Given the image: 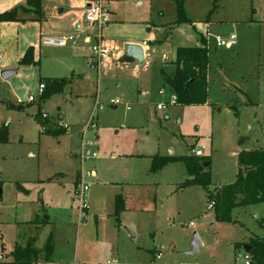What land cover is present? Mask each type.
<instances>
[{
  "label": "rangeland",
  "instance_id": "obj_1",
  "mask_svg": "<svg viewBox=\"0 0 264 264\" xmlns=\"http://www.w3.org/2000/svg\"><path fill=\"white\" fill-rule=\"evenodd\" d=\"M143 3L153 10L155 22L171 24L177 18L171 0ZM118 4L121 8L128 2ZM183 6L191 21L173 23L178 25L177 31L192 28L191 23L204 31L206 18L211 21L206 104L172 101L174 94L164 83L162 70L170 74L174 66L162 63L163 52L159 51L148 52V64L136 61L127 69L112 70L114 77L108 76L106 83L103 71L98 76L93 70V80L72 81L47 97L38 95L39 64L33 69L17 63L18 72L7 78L0 73V129L5 128L8 137L0 143V253L3 249L6 258L17 232L25 236L35 233L27 220L36 213L47 218L39 223L35 244L41 246L52 233V264H98L107 259L119 264H244L246 253L241 245L252 236L264 237V227L259 225L264 202L234 207L231 221H218L214 210L206 209L209 193L234 180L237 150L264 148V0H183ZM253 6L259 8L257 15H252ZM156 8L163 15L155 13ZM145 15L134 14L135 18L126 21H141L136 19ZM133 24L116 27L115 37L135 36L140 27ZM231 33L235 35L233 44L215 46L214 35L227 39ZM155 35L152 31L145 41L152 45ZM77 43L85 50L81 36ZM94 44L93 37L88 47ZM47 48L53 47L45 46L41 52L43 71L62 73L51 55L63 52ZM84 50L80 53L88 58L91 52ZM75 60L83 71L89 68L85 60ZM134 65H138V74L132 76ZM117 78L132 87V94L116 93ZM92 82L93 103L96 96L104 106L98 111L97 141L95 131L83 130L92 107L86 94L91 90L85 85L92 86ZM29 94L34 101L18 107L17 98L25 101ZM76 94L82 97L76 98ZM113 99L128 102L130 110L121 104L111 107ZM159 103L164 104L162 110L156 109ZM41 113L47 118L43 126L37 122ZM58 118L62 126L57 124ZM67 127L68 133L52 132ZM89 140L94 150L100 146L96 157L84 152L90 147ZM192 147L200 148L202 157L210 162L207 189L185 184L191 176L182 162H170L152 172L151 160L133 155H187L192 154ZM90 169L95 175L88 174ZM58 172L64 174L61 180L49 179ZM78 172L82 174L79 183L89 185V212L83 222L73 189ZM17 182L28 192H17ZM115 194L128 197V208L117 217ZM39 200L44 214L35 208ZM194 233L199 244L190 253ZM158 252L161 255L156 258Z\"/></svg>",
  "mask_w": 264,
  "mask_h": 264
},
{
  "label": "crops",
  "instance_id": "obj_2",
  "mask_svg": "<svg viewBox=\"0 0 264 264\" xmlns=\"http://www.w3.org/2000/svg\"><path fill=\"white\" fill-rule=\"evenodd\" d=\"M24 1L25 0H0V12L7 11L19 4L24 3ZM94 1H100V3L103 6H105L109 12L110 21L102 28L101 34H102L103 40L106 43L117 46L118 48L121 49L122 53H121L120 62L114 63L112 65H108V66L99 67L95 63L92 62V58H91L92 53L90 54V56L88 55V58L80 53V52H83V51H80V49L82 50L84 49L82 48V45L80 44L79 46V44L76 41L75 43H67V45L68 44L71 45L69 47H67L66 45L62 47L47 48L51 50V51L49 50V52H63L62 55H51V59L60 66L62 73H53L50 70L43 71L42 62H41V52L45 46L41 44V38L45 35L61 36L65 34H76V35H79L80 37L81 33H86V34L88 33V36L85 35L81 37H82V42L86 44V48L84 52H89L90 47H88V45L92 41L93 31L92 30L85 31L84 30L85 28H83L84 9L89 3H93ZM120 1L122 0H42L43 15L42 17L38 19L32 15H26V14L19 13L18 15V17L20 18L19 20L0 21V73L3 70H16L15 73H17L18 68H20V66L18 67L16 65L18 63V60L24 55L25 51L28 48H31L32 50L31 54H32L33 61L36 62L35 63L36 65L37 64L40 65L39 83H44L45 85V82L48 79H65L66 83L62 87V90H63V88L67 86L68 84L70 86V83L72 81H77V80H90L91 81L93 80V70L96 71L98 76L102 70L103 71L102 75L104 76L102 79L104 80V83H106V79H108V76L114 77V73L111 72L112 70H124V69L129 68L128 65H130L131 62H136L137 60L134 59L133 57L123 56L124 46L128 43H135L141 47L142 61L143 62L145 61V64L146 63L148 64V59L150 57L148 52H152V53L156 51L163 52L162 57H161V62L164 63L165 65L174 66V71H175V65L173 64V61L175 58V52H176L177 47L179 46H199L202 44L200 41V38H204V41L208 48L209 35H210L208 31V26L211 24L210 18L208 17L206 18V27L204 31L197 29L196 25L191 23L192 28L187 27L186 29L182 30L183 31L182 32V31H177L178 29L176 28V26L178 25H174L173 24L174 21L171 24L153 21V19H151V15H153V10L151 11V7H149L150 9H147V7L143 3L144 0H124L128 2V4L121 8H120V5L118 4V2ZM131 4H132V7H131ZM154 10H155V13H157L158 15L160 16L163 15L161 9L156 8ZM251 12H252V15H257L259 13V8L257 6H253ZM145 13L146 15L144 17H141L140 19H136V20H141V21H137V22L136 21H126V19L129 17L135 18L134 14H136L137 16L138 14H145ZM147 13H148V17H147ZM186 16L188 20H190L187 13H186ZM143 19H146V21H142ZM126 22L139 25L140 28L136 30V33H133L136 35L135 36L130 35L123 39L119 37H115L117 34H114V32L116 31L117 33L119 31V29L116 27L120 26L121 28L122 26H124L123 24ZM152 31L155 32L156 34L154 42H152L153 44L151 45L150 42L146 41L147 45L145 46L142 45V42L147 39L146 36L148 34H151ZM121 41L124 43L122 46L119 44ZM148 43L150 44V46ZM233 43H234V40L233 42L229 41V44L227 45V47H229ZM208 55H209V52H208ZM76 57L79 60L80 58L85 60L86 62H84L85 63L84 65L86 66L88 65L89 68L88 69L85 68V71H83V69H81L82 67H79L80 65L79 62H76L75 60ZM35 64L33 63L29 65L30 67L35 69L34 67ZM161 68L163 69V67ZM137 70H138V65H134L132 69V76L134 75V73H136V75L138 74ZM173 73H170L167 75L172 76ZM41 74H43V76H41ZM58 74H62V76H59ZM122 78H117L115 82L116 93L119 91L122 95L124 94L123 95L124 97H126V94L127 95L132 94L131 90L133 89L130 85L125 84L126 82L122 80ZM164 83L166 84V82ZM207 84H208V69H207ZM85 86L87 89L91 90V93L86 92V94H89L88 96L92 100V107H91L92 109L94 105L93 94H92L93 82H92V86L90 83H87ZM104 87L107 89L106 85ZM137 91L140 92L138 88H137ZM162 93H163V89H162ZM75 97L81 98L82 95L76 94ZM96 100L100 102V100H98V98L95 96L94 102ZM24 102L26 103V101ZM24 102L21 104H17L16 102V104L21 106L22 104H24ZM207 102H208V99L206 103ZM121 105H123L125 108L126 106H129L128 102L126 101H121ZM116 106H111V107L115 108ZM126 110H130V107L129 109H126ZM157 110H162V109H157ZM98 111H97V116H96L97 128H98V122H99ZM42 114L43 113H41V117L40 119L37 120V122L43 126L44 125L43 119H47V118L42 117ZM58 120H61V118H58ZM128 129H132V128H128ZM68 132H70L69 127H67L66 131H64L63 133H68ZM96 132H97V129L95 130V141L98 140V136L96 135ZM93 145L94 144L92 143L91 145H89L90 146L89 148H86L84 150L85 154L90 155L92 152H95V153L96 151L100 152V146L97 144V146H95L96 148L94 147L96 150H94ZM240 150L241 149H238L237 152ZM245 150H248V149H245ZM237 152H236V155H237ZM29 154L33 155L32 152H29ZM133 155H136V156L139 155L141 157H146L149 160H151V156L153 154L139 152ZM96 156H98V154H95L94 157ZM88 174L91 176L95 175V170L93 169L88 170ZM63 177H64V174L62 172H58L50 176L49 179L51 180L55 178L56 181L58 182V180H61V178ZM81 177H82V174L80 172L76 173L75 181H74V188H73L74 190L77 184L79 183ZM16 187L18 189L17 192L19 193L28 192L27 188L18 182L16 183ZM116 195L118 194H115V196ZM119 195L122 197V200H123L124 209L122 211H124L126 208H128V207H125L126 204L128 203V197L127 196L125 197L122 194H119ZM115 196H114V200H115ZM37 205L38 206L35 207L37 209V212H41V214H44L46 211L44 209L43 201L39 200ZM88 209L89 208H87V210L85 211V216L83 218H80L82 222L86 220L87 218V214L89 212ZM44 216L43 217L40 216L41 217L40 218L38 217V214L36 213L34 218L27 220V222L31 221L33 224V228L35 229L36 226H39V223L41 222V220H45L47 218V215L44 214ZM19 232H17L14 245L16 242L23 244V242L25 241V238L27 237L25 235H22L19 238L18 237ZM41 246H37V247H41ZM3 254H5V252L2 249V253H0V260H9L11 258V257L6 258ZM101 263L102 262L98 264H101ZM38 264H41V263H38ZM49 264H52V262H50ZM61 264H69V263H61ZM117 264H119L118 261H117Z\"/></svg>",
  "mask_w": 264,
  "mask_h": 264
},
{
  "label": "trees",
  "instance_id": "obj_3",
  "mask_svg": "<svg viewBox=\"0 0 264 264\" xmlns=\"http://www.w3.org/2000/svg\"><path fill=\"white\" fill-rule=\"evenodd\" d=\"M175 4L176 19L174 24L188 21L183 0H171ZM19 13L32 15L37 19L43 15L42 0H25L7 11L0 12V21H16ZM199 46H179L176 48L173 64L175 71L172 76L162 70L164 81L171 87L175 95V103L186 105L204 104L207 101V69L209 62L208 48L204 38H200ZM31 48L18 60L19 65L35 64ZM65 79H48L41 97L62 90ZM21 107V106H18ZM48 131V130H46ZM64 129L52 131L63 133ZM7 141V130L0 129V142ZM182 162L191 178L185 184L199 185L208 188L211 182L208 166L209 160L202 156L187 155H152L150 171L155 172L170 162ZM237 170L232 182L223 184L209 193V200H213L214 217L218 221H231L230 211L236 206H244L264 202V148L241 149L236 155ZM124 209L122 197L118 194L114 200V215ZM44 220H41L43 222ZM259 225L264 227V217L259 219ZM25 238L23 244L16 242L10 252L9 260H0V264H38L52 262L54 252L53 235L50 233L41 247L35 245L36 232ZM22 234L19 232V238ZM250 249L248 264H264V237L252 236L246 242Z\"/></svg>",
  "mask_w": 264,
  "mask_h": 264
},
{
  "label": "built area",
  "instance_id": "obj_4",
  "mask_svg": "<svg viewBox=\"0 0 264 264\" xmlns=\"http://www.w3.org/2000/svg\"><path fill=\"white\" fill-rule=\"evenodd\" d=\"M109 22V12L105 6H103L100 1H94L93 3H89L86 8L84 9V22H83V28L84 30H92L93 31V37L96 39V44L90 46V50L92 53V62L95 63L97 66H108L112 65L114 63L120 62L121 59V49L117 46L110 45L109 43H106L101 35L102 28ZM81 36H88V33H81ZM79 35L76 34H65L61 36H43L41 38V44L44 46H51V47H62L66 46L67 43H75L78 39ZM215 46H224L228 45L229 41L233 42L235 39L234 34H230L227 39H223L219 35L213 36ZM142 45H147L146 41L142 42ZM45 85L44 83H39L38 85V95L41 96L43 93ZM159 93H162V89L159 90ZM35 97L31 94H29L26 97V102H32L34 101ZM172 101L175 102V95L172 96ZM17 104H21L24 101L20 98H17L16 100ZM121 104V101L119 99H113L109 102V105L116 106ZM103 103L99 101H95L93 108L90 111L89 118L87 120L86 125L83 127V130L85 131H95L97 129V111L99 109H102ZM164 107V104L159 103L156 105L157 109H162ZM126 109H129V106H126ZM42 117H46V115L43 113ZM57 124L62 126V121L58 120ZM64 127V126H63ZM88 145L92 144V140H89ZM192 154L196 156H202L203 152L200 148H191ZM92 156H95V152L91 153ZM88 191H89V185L85 182H80L77 184L75 190H74V198L77 203V208L79 209V212L82 214L81 218L85 216V211L88 208ZM213 200H209L206 209H213ZM246 253V252H245ZM161 255L160 252L156 254V258H159ZM249 263V256L248 254L244 257V264ZM101 264H117V261L115 259H107Z\"/></svg>",
  "mask_w": 264,
  "mask_h": 264
},
{
  "label": "water",
  "instance_id": "obj_5",
  "mask_svg": "<svg viewBox=\"0 0 264 264\" xmlns=\"http://www.w3.org/2000/svg\"><path fill=\"white\" fill-rule=\"evenodd\" d=\"M124 57H133L134 59H136L137 61H142V50L141 47L138 44L135 43H128L124 46ZM16 70H3L1 72V77L2 78H7L9 75L14 74ZM198 244H199V239L196 236V234H193V238L191 241V249L189 250V252H195L198 248ZM242 249L245 252H248V250L250 249V245L244 243L241 245Z\"/></svg>",
  "mask_w": 264,
  "mask_h": 264
}]
</instances>
